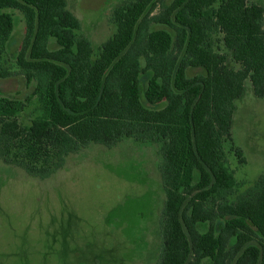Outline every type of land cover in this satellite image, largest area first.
<instances>
[{
    "label": "trees",
    "instance_id": "obj_1",
    "mask_svg": "<svg viewBox=\"0 0 264 264\" xmlns=\"http://www.w3.org/2000/svg\"><path fill=\"white\" fill-rule=\"evenodd\" d=\"M10 9L24 16L16 62L33 90L0 96V159L47 178L81 146L125 136L162 142L160 264H264V174L239 192L224 149L245 81L264 97V5L127 0L113 10L117 30L97 55L67 0H0V54L15 26ZM215 33L239 68L214 48ZM36 97L43 114L25 126L16 114Z\"/></svg>",
    "mask_w": 264,
    "mask_h": 264
},
{
    "label": "rangeland",
    "instance_id": "obj_2",
    "mask_svg": "<svg viewBox=\"0 0 264 264\" xmlns=\"http://www.w3.org/2000/svg\"><path fill=\"white\" fill-rule=\"evenodd\" d=\"M124 1L67 0L96 55L116 32L113 10ZM250 2L264 5V0ZM9 11L15 26L0 54V72L12 75L0 78V96L25 99L33 86L28 87L16 60L26 24L19 10ZM222 38L221 33L213 35L214 48L228 55L229 67H239ZM235 102L233 139L224 142V149L241 192L264 174V97L256 96L246 80ZM42 114L36 97L16 117L29 126ZM237 147L245 163H240ZM163 162L162 142L134 136L111 146H81L47 178L0 159V264H160L167 202ZM202 264L215 263L206 258Z\"/></svg>",
    "mask_w": 264,
    "mask_h": 264
},
{
    "label": "crops",
    "instance_id": "obj_3",
    "mask_svg": "<svg viewBox=\"0 0 264 264\" xmlns=\"http://www.w3.org/2000/svg\"><path fill=\"white\" fill-rule=\"evenodd\" d=\"M236 68H239V67H236ZM247 80H250V79H247ZM252 82V81H251ZM245 84H246V81H245ZM245 91V90H244ZM242 97V96H241ZM240 98V97H239ZM261 98V97H260ZM236 103V102H235Z\"/></svg>",
    "mask_w": 264,
    "mask_h": 264
}]
</instances>
